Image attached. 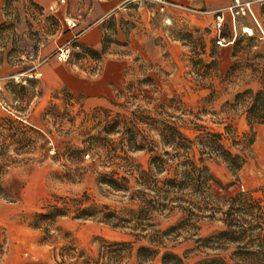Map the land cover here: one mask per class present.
Returning <instances> with one entry per match:
<instances>
[{"label":"rangeland","instance_id":"obj_1","mask_svg":"<svg viewBox=\"0 0 264 264\" xmlns=\"http://www.w3.org/2000/svg\"><path fill=\"white\" fill-rule=\"evenodd\" d=\"M246 2L255 18L236 16L237 5ZM104 4L66 0V16L79 24L72 34L92 28L99 42L71 43L63 63L55 52L73 37L66 24L35 0H3L0 264H94L101 248L114 242H131L133 251L123 255V264H136L135 252L146 241L135 239L128 228L70 217L39 221L35 215L44 213L54 197L86 195V205L106 206L126 217L136 205L128 194L99 185L97 173L111 170L105 156L109 148L116 150L133 164L135 172L128 178L134 187L136 173L148 169L150 150L173 152L163 143L162 136L171 130H162V123L194 143V159L199 137L221 135L224 149L243 164L235 178L221 161H206L209 172L222 184L235 182L234 193L251 192L264 205V124L249 114L255 94L264 91V0H119L107 13ZM205 9L208 15L197 13ZM110 62L122 65L120 80L109 81L106 106H89L90 96L80 90L100 86ZM106 122L116 124L110 134L102 132ZM20 124L35 131H28L27 140L20 135L7 139L10 128L20 130ZM89 136L106 137L108 149L100 142L90 154L76 157L73 153L83 149ZM132 144L140 149L132 150ZM153 217L154 229L164 232L183 215ZM196 228L176 231V238L173 234L165 241L178 254L188 252L184 264L205 258L194 239L208 238L221 226L201 220ZM232 251L220 255L229 264ZM145 264H159V258Z\"/></svg>","mask_w":264,"mask_h":264},{"label":"trees","instance_id":"obj_2","mask_svg":"<svg viewBox=\"0 0 264 264\" xmlns=\"http://www.w3.org/2000/svg\"><path fill=\"white\" fill-rule=\"evenodd\" d=\"M264 91L254 96V102L249 110L255 122L264 124ZM1 121L13 126L14 122L7 119ZM115 123L106 122L102 132L110 134ZM162 130H171L169 135L162 136L164 145L173 146V152L160 154L150 150L151 156L146 171H138L134 178V187L129 184L128 176L134 174L133 164L116 150H108L105 156L108 172L97 173V183L104 185L114 192L128 194L129 201L136 205L135 210H128L126 217H120L109 211L106 206L87 204L86 195L81 198L54 197L45 207V212L36 214L39 221L57 218H72L75 220H93L109 225L112 228H128L135 239L146 241L135 252L136 264H145L159 258V264H184L188 252L178 254L174 246L165 244L176 231L195 229L201 220H211L220 224V230L208 238H195L196 250L202 251L204 257L196 264H229L221 253L231 248L229 260L231 264H264V205L262 200L255 198L251 192H236L235 182L222 184L206 166V161H221L226 165L232 177L242 167V160L224 149L221 135L205 133L199 137V157L194 159L192 154L193 142L181 133L162 123ZM20 130L11 127V136L7 139L22 136L27 140L28 131H35L22 126ZM3 138V136H2ZM105 143L107 149L109 140L106 137L89 136L83 142V149L75 151L76 157H83L93 152L96 144ZM132 150L140 146L132 144ZM72 154V153H71ZM126 166L128 167L127 170ZM0 165V175L2 173ZM121 173V174H120ZM166 174L165 176H162ZM237 181V180H236ZM0 186V194L2 192ZM1 197V195H0ZM3 197V196H2ZM180 212L183 218L172 228L160 232L154 229L152 221L154 214H171ZM175 235V234H174ZM177 237V235L173 236ZM131 242H114L104 245L94 264H123V255L132 253ZM204 251V252H203ZM214 254H206L205 252Z\"/></svg>","mask_w":264,"mask_h":264},{"label":"crops","instance_id":"obj_3","mask_svg":"<svg viewBox=\"0 0 264 264\" xmlns=\"http://www.w3.org/2000/svg\"><path fill=\"white\" fill-rule=\"evenodd\" d=\"M35 1L41 7H48V11H49L50 7H55L56 11L52 12V14H54V17L56 19H58L59 23H62V21H63V25L67 24V22H71V24H75V28H69L66 25L68 31H70L71 34H72V32L76 31L79 28V24H78V21L76 19L71 18L69 16H66V7H67L66 6V0H35ZM61 1L63 3H61ZM118 1L119 0H106V4L101 6V9L103 8L105 13H107V12L111 11L112 9H114V7ZM157 2H159V1H157ZM246 3H249V2H246ZM241 4H245V3H241ZM2 7H3V0H0V23L3 21ZM176 7L180 8L182 10L192 11V10H190V8L180 7V6H176ZM61 12H63V19L62 20L59 19V15L61 14ZM192 12H194V11H192ZM209 12L210 11L205 9V10H201L200 12H197V13L204 16V15H208ZM250 12L252 14V17L255 18L254 14L252 12L251 6H250ZM77 41L81 42L84 45L95 46L99 42V34L96 30L90 28V29L82 32ZM121 71H122V65H120L118 62L107 63L105 65V68L103 71L104 75L101 79L100 86L88 87V88H84L82 91L80 90V92H83L85 95L90 96V98L89 97L87 98V104L89 106H99V107L103 106L104 107L107 105V103H108L107 99L111 97V94H110L111 92H110L109 87H108L109 81L115 82L116 80L117 81L120 80ZM77 84H75V85H77ZM75 85L73 87L74 89H76ZM101 95H104V97H102Z\"/></svg>","mask_w":264,"mask_h":264},{"label":"built area","instance_id":"obj_4","mask_svg":"<svg viewBox=\"0 0 264 264\" xmlns=\"http://www.w3.org/2000/svg\"><path fill=\"white\" fill-rule=\"evenodd\" d=\"M159 2H162L163 0H157ZM61 3H63L61 1ZM250 3H245V4H238L237 5V9L235 11V14L236 16H245L247 14L251 15V12H250ZM49 11L50 12H55L56 11V8L55 7H50L49 8ZM217 22H216V26L217 27H220L221 26V19L219 17L216 18ZM69 28H75V24H71V22H67L66 24ZM82 33V32H81ZM81 33H76L73 35L72 39L70 40V42H68L67 44L65 45H62L61 47H59L56 52H55V57H56V60L58 62H66L68 59H69V56H70V53H71V49H70V44L72 43H76L78 38L80 37ZM41 74H38V77H40ZM29 77H32V75H30Z\"/></svg>","mask_w":264,"mask_h":264}]
</instances>
